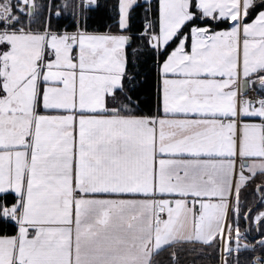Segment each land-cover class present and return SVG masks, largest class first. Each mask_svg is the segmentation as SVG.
<instances>
[{
  "label": "snow or ice",
  "instance_id": "obj_1",
  "mask_svg": "<svg viewBox=\"0 0 264 264\" xmlns=\"http://www.w3.org/2000/svg\"><path fill=\"white\" fill-rule=\"evenodd\" d=\"M0 264H264V0H0Z\"/></svg>",
  "mask_w": 264,
  "mask_h": 264
}]
</instances>
